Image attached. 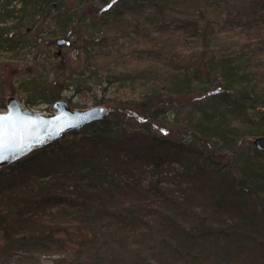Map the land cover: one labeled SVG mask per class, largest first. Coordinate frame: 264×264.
<instances>
[{
    "label": "trees",
    "instance_id": "1",
    "mask_svg": "<svg viewBox=\"0 0 264 264\" xmlns=\"http://www.w3.org/2000/svg\"><path fill=\"white\" fill-rule=\"evenodd\" d=\"M11 1L0 0L2 76L29 75L39 66L34 57L24 68L23 58L15 56L28 40L34 47L58 46L57 38L74 34L70 44L77 57L53 52L54 60L42 70L48 75L52 69V77L44 86L33 84L30 92L46 103L69 90L74 106L90 101L104 104L109 113L0 166L1 264L19 252L37 256L47 250L62 254L52 264H82L90 251L97 255L103 240L112 253L131 250L132 264H264V151L252 143L264 135V105L255 121L247 113L263 88L250 58L237 62L225 55L215 74L213 61L194 50L180 65L181 50L169 47L164 37L144 48L147 33L138 24L131 31V50L115 56L104 49L110 32L84 37L102 26L110 31L129 11L148 18V1H155L159 12L163 3L176 7L180 0ZM262 11L264 0L237 12L255 22L260 41ZM187 19L177 24L192 32L181 35L183 45L195 43L199 30L194 18ZM198 49L207 52L208 46ZM130 55L143 66L121 68ZM98 90L103 96L73 102L78 94ZM0 91L10 90L0 82ZM224 139L234 143L229 155L235 163L214 148ZM244 145L248 156L241 158ZM220 211L228 217L214 226Z\"/></svg>",
    "mask_w": 264,
    "mask_h": 264
},
{
    "label": "rangeland",
    "instance_id": "2",
    "mask_svg": "<svg viewBox=\"0 0 264 264\" xmlns=\"http://www.w3.org/2000/svg\"><path fill=\"white\" fill-rule=\"evenodd\" d=\"M260 1L262 0H180L179 3L176 5V7H170L169 4L163 3V5L161 6L162 7L161 11L159 12H157L158 7L154 6V3H156L155 1L154 2L148 1L146 3V7L149 11L148 18H143L142 16H138V15L131 16V12L129 11L124 13L123 16H121L120 19L117 20V22L113 23V27L110 31H107L105 27L102 29L103 27L102 26L98 31L92 32L87 30L85 32L86 35H84V37H90L89 35L92 34L91 36L99 38L102 37V35L107 36L106 33L110 32L111 39L108 40V44L104 49L109 48L111 50L110 53L111 56H115V54H117L119 50L120 52H126V50L127 51L131 50V31L133 26L138 24L139 26L144 27L147 33L146 39L145 41H143L145 43L144 48H151L149 46L152 45H148V43L153 44V41L158 40V38L161 39L164 37V40L171 41L168 44L169 47H172V49L175 51L181 50L179 54V57L181 58L177 61L180 65L189 59L188 54L194 50L200 56H204L205 59L210 58L213 61L212 71L215 74L220 72V66L225 55L232 57V59L234 58L235 61L237 62L242 59L245 61V57L247 58L249 57L250 58L249 62L250 64H252L251 70L259 73L260 75V77L258 78L259 84L260 87L263 88L262 90H258L257 93L255 94L256 96L255 98L258 97L259 99L254 101V109L250 107V110L249 109L247 110L248 116L249 115L253 116L252 118L255 121L254 115L256 117V115L260 113L259 111H257V108L263 107L264 105V46L263 44H261L262 40H264V36L260 41L259 38L262 35V32L259 30V32L257 33L258 28L255 26L254 24L255 22H246L245 21L246 16L243 13H240L241 17H239L237 12L239 6L241 7L245 4L253 5L254 3L258 4ZM11 3L13 5H16L17 0H12ZM191 7H195V8H191ZM189 10H194V13L189 12ZM203 12L206 13L207 15L204 16L202 14ZM263 13L264 12L262 11L261 14ZM187 18H192V19L194 18L196 20V24L199 30H198V36L194 40L195 43H191V42L189 43L188 41L186 44L183 45L181 42L182 40L181 35L190 34L192 32L190 30L181 29L183 28L181 24H179L177 27V24L180 20L183 21L189 20ZM241 21L246 22V24L248 25L250 23L253 25V27H247L245 26L246 24L242 25ZM204 26H205V31L202 33V27ZM174 27H176L174 29V32H168L170 28H174ZM132 36L135 37L134 33H132ZM75 38H76L75 35L71 34L68 39L71 42L72 40L73 42H75ZM72 43L70 45H65V44H61L58 46L50 45L49 47H42L41 45H39L34 47L31 40H28V43L25 44L26 46L22 50L17 51L15 53L16 54L15 56L16 57L19 56L23 58L24 62H20V64L24 68L26 67V62L30 63L29 66H31L34 57H36L37 59V64L38 62L40 64L38 67L37 65L36 67H33L29 75H25L24 73H21L18 75L11 74L12 77L11 75L5 76L7 81H10V83L4 81L5 77L2 76V69L0 67V82L4 84L6 89L10 90V91H5L4 93L0 91V104H3V106L0 107V110L1 111L5 110L6 97L10 95L16 96L24 105H26L27 99H31V100H35V103L31 104V107L36 109H48L52 102L44 103L41 100L37 101L38 100L37 97L31 94L30 89H33L32 87L33 84L35 85V83L37 84V86L38 85H40V87L41 85L44 86L45 80H49V78L52 77V69H50L48 75L44 73L42 70H44L45 68L44 66H46L49 63H52V61L54 60L52 56L53 52H57L58 55L59 54L67 55L71 60L72 58L77 57V50L75 49ZM79 43H80L79 41H76V44ZM138 43L141 44L138 45V47H141L143 45L142 41ZM201 44H206L208 46L207 52H200L199 51L200 49L197 50V48H199ZM132 46H135V44H133ZM151 59L152 58L147 59V63H151ZM119 60L122 61L121 59ZM143 63L144 61L142 62L139 58L136 57L131 58L130 55V57H126L125 60L122 61L121 64L124 66L121 68L128 67L129 70H131V65L134 67L136 65L137 67H141L143 66ZM74 64L76 65L77 62L75 61ZM246 66L247 68H249L248 65ZM29 78L33 80L36 78L38 80L35 81L32 80L33 81L32 83L29 82L31 81ZM104 82L102 83V86L106 84ZM22 83L25 86H27L28 91L24 92L23 90L25 88L23 86H21L22 89L18 88V86H20ZM232 90H236V88L233 87ZM94 91H89V93L83 92L82 94H78L73 98L74 100L73 102L75 103V102L87 101L93 96V94H96V96H103V92L101 90H98L97 91L98 93H94ZM53 92H55L54 88H53ZM109 92L110 90L107 91V93ZM70 94L71 91L62 90L60 92V95L58 96V99L66 98L69 100ZM230 94L231 96H233L235 92H230ZM217 102L218 101H213L214 104H216ZM83 105L90 106L93 104L92 102L87 101V104L85 103ZM84 106H76V107H84ZM236 127L238 128V125ZM224 138L229 139L227 138V136H225ZM225 139L223 142L222 141H218L216 143L214 142L213 143L214 148L221 154L226 155L227 157L225 159L230 160V163H235V158L229 155L230 150L234 148V143H232L231 141H228L229 142L228 143L225 141ZM242 148L243 149L238 154L242 153V155H240L241 158L242 157L246 158L248 156V152H247V150L249 149L248 145H244ZM243 151L246 152L243 153ZM207 207L210 206L206 205L205 206L206 210ZM224 217L226 218L228 217V214L226 212H222V211L215 212V218L213 220L214 226L220 223V221H222ZM104 242L105 241L103 240L102 244L100 243L98 245L101 246V249L99 250L97 255L93 256V253L90 251L87 254L89 259L83 262L82 264H132L133 260L131 257V250L112 253L110 251L111 250L110 247L109 246L106 247L105 246L106 244ZM54 250H59V249H54ZM58 258H62V254L53 250H47L37 256H30L24 254L23 252H19L12 256H9L4 263L52 264L53 261ZM0 264H1V259H0ZM152 264H165V263H157L155 260V262H153Z\"/></svg>",
    "mask_w": 264,
    "mask_h": 264
},
{
    "label": "water",
    "instance_id": "3",
    "mask_svg": "<svg viewBox=\"0 0 264 264\" xmlns=\"http://www.w3.org/2000/svg\"><path fill=\"white\" fill-rule=\"evenodd\" d=\"M56 43L70 44L65 38H58ZM107 116L108 108L102 104L74 107L66 98H60L48 109H36L23 105L16 96H7L6 108L0 110V154L6 157L0 159V166L17 160L69 130ZM253 143L264 151V135L253 138Z\"/></svg>",
    "mask_w": 264,
    "mask_h": 264
},
{
    "label": "snow or ice",
    "instance_id": "4",
    "mask_svg": "<svg viewBox=\"0 0 264 264\" xmlns=\"http://www.w3.org/2000/svg\"><path fill=\"white\" fill-rule=\"evenodd\" d=\"M6 157H4L2 154H0V159H5Z\"/></svg>",
    "mask_w": 264,
    "mask_h": 264
}]
</instances>
